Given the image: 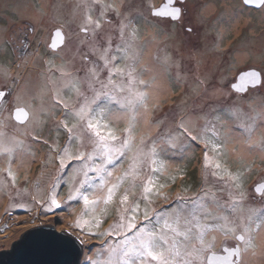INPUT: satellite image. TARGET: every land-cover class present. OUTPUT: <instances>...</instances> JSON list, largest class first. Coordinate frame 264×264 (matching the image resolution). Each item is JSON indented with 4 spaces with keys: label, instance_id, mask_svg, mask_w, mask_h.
<instances>
[{
    "label": "snow or ice",
    "instance_id": "6c2138e0",
    "mask_svg": "<svg viewBox=\"0 0 264 264\" xmlns=\"http://www.w3.org/2000/svg\"><path fill=\"white\" fill-rule=\"evenodd\" d=\"M176 2L179 4L183 0ZM172 3L173 0H168L164 7L153 10L152 16L180 19L182 9ZM244 3L264 5V0H244ZM93 4L99 5L96 18H93V6L85 4L78 33L70 26L65 33L63 24L56 28L49 45L52 51L46 54L45 70L41 72L42 82L35 91L20 90L19 71L12 75L7 67H0V161L7 163L0 172L6 173L15 188L17 176L12 165L17 157L30 155L31 142L40 140L37 134L40 117L46 111L60 110L62 119L56 122L55 128L57 132L63 131L68 139L62 147H57L53 141L45 161V167L49 162L58 163V174L46 199L37 200L35 195L31 198L46 212L60 209L62 201L56 189L60 187L65 170L76 165L64 180L69 191L63 203L83 205L72 227L82 236L111 238L101 242L98 255L106 258L89 257L87 264H245V254L251 251L256 255L255 235L264 231V183L258 184L254 194L249 196L241 174L222 168L217 158L222 145L215 131L219 116L211 120L207 119L208 113L181 117L174 119L171 125L163 121L151 122L144 132L136 134L137 113L146 109L148 90L152 86L140 78L148 70L138 69L139 57L134 48L136 21L125 14L122 0L110 4L93 0ZM113 16L119 20L116 33L119 42L116 44H113V35L103 31V25L112 23ZM163 23L158 21V24ZM35 31L25 25L22 33L12 32L10 39L14 44L18 41L19 47L13 46L8 52L0 53L5 56V63L7 57L16 52L21 61L16 65L19 70L27 65L28 57L37 56V52L29 51L32 45L28 39V34ZM81 33L84 39H74ZM62 47L72 51L70 58L57 51ZM77 59L79 68L75 67ZM239 81L233 85L238 91L249 84L261 83V74L247 71ZM73 95L74 100L71 99ZM114 113L127 115L126 127L113 126L109 117ZM227 115L238 121L231 132L246 138L245 143H251L258 126H264V106L259 110L250 106V112L244 113L241 103L234 102ZM201 119L203 125L199 124ZM74 143L77 144L75 151L72 150ZM193 145L203 148L205 168L212 169L211 176L222 185L228 199L222 200L215 192L201 189L191 197L178 196L167 207H151L155 203L153 195L168 200L155 183L157 174L166 167V160L188 151ZM260 145L264 147V140ZM210 150L217 156L210 158ZM125 161L128 167L117 175ZM126 182L128 187L117 207V221L104 232H93V227L98 229L102 224L97 213L102 215L108 211ZM6 187L0 181V190ZM137 187L142 189L139 196L134 195ZM164 187L159 185L161 189ZM27 191L26 188L17 189L16 194L19 196ZM130 195L133 196L131 202ZM249 200L260 206L246 207ZM19 207L28 210L26 204ZM221 236L222 247L217 250ZM77 239L84 244V239Z\"/></svg>",
    "mask_w": 264,
    "mask_h": 264
},
{
    "label": "rangeland",
    "instance_id": "374dc122",
    "mask_svg": "<svg viewBox=\"0 0 264 264\" xmlns=\"http://www.w3.org/2000/svg\"><path fill=\"white\" fill-rule=\"evenodd\" d=\"M41 2H44L48 7L38 8L34 3H31L28 14L32 20L33 18L35 21L39 20V15L46 13L53 20L50 23L52 26L61 23L67 28V31L70 26L74 33L79 32V26L86 11L85 4L93 6L94 19L99 11V5H94L93 0H41ZM102 2L110 4L114 0H102ZM115 2L120 3L121 0H115ZM122 2L125 14L136 21L137 34L134 48L139 57L138 69L146 68L148 70L140 78L152 85L148 90L149 100L146 109L142 108L137 113L136 134L144 132L147 124L151 122L163 121L171 125L174 119L195 117L203 113H208L207 119L209 120L216 116L221 117L215 129L219 138L218 142L222 145L218 150V162L221 163L222 168L227 167L233 174L239 172L242 176L243 187L247 189L249 196L254 194L255 187L264 183V147L260 145V142L264 140V126H258L254 131L251 143H245L246 138L238 137L231 132L238 121L235 118H230L227 115V110L234 102L241 103L244 113L250 112V106L256 110L264 106V9L256 12L254 16L253 10L245 9L240 3L243 0H186L188 2L185 4L187 11L183 14L182 22L177 30L182 33L181 36H186L187 40L185 45H181L175 39L168 43L172 45L174 51L172 52L177 58L174 64H169V58L166 55L168 52L164 50L160 54L156 51L155 35L151 33L157 32V29L148 23L152 18V9L165 0H122ZM207 5H213L214 11L206 16L203 8ZM43 9L44 11H42ZM239 15L246 16L247 23L253 15L254 21L252 18V23L248 25L252 36H248L250 32L245 28L247 23L238 27V33H244V39L237 41V45H235L232 34L236 31L231 30V25ZM138 20L143 23H138ZM118 24L119 20L113 16L112 23L103 25L104 33L113 35V44L119 42L116 35ZM167 25L163 29L164 33L170 31L169 24ZM187 27H190L192 31H187ZM172 30L175 32L176 28ZM156 35L158 36V34ZM81 36L84 37L81 34L79 39H84ZM160 36L165 35L162 33ZM212 46L215 47L211 48ZM71 47L74 49L75 45L73 44ZM244 50L248 52L246 58L240 56V52H244ZM47 53H49L47 50L42 53V59L39 61L37 56L28 57L30 59L29 69H31L28 70L30 77L25 81H20V90L35 91L40 86L41 72L45 70L44 61L47 59ZM61 53L68 58L73 54L68 47L62 49ZM214 54L217 56L213 57ZM8 57L12 62L11 56ZM166 58L167 62H165ZM39 62H41L40 65ZM56 63L59 64L60 61L57 60ZM26 66L23 67V70ZM120 66L124 67L123 64ZM0 67L4 66L0 65ZM75 67H80L79 59H77ZM242 69H255L260 72L263 78V83L260 86L250 87L249 89L252 90L248 89L249 92L247 91L246 94L236 92L232 88V82L236 81L234 78L236 73ZM16 71L15 67L13 70L9 69L13 75H16ZM71 99L74 100L75 95ZM61 119L60 110L46 111L40 117V123L37 126L40 140L31 142L30 155L22 158L17 157L16 162L12 165L17 176L15 188L12 187L11 180L6 176V173L0 172V181L7 185L6 188L0 190V194L4 195L0 201V256L10 253L14 245L20 242L22 236L30 229L54 227L58 232L66 231L84 239V252L78 264H87L89 257L106 258L98 254L102 240H111V238L82 236L79 230L72 227L83 209L82 203H63L69 191V186L64 183V180L68 179L72 168L76 166L75 164L65 170L60 187L56 189L58 198L62 201L60 209H56L55 212H46L31 198L32 195H35L37 200L46 199L53 180L58 174V163L49 162L45 167V161L49 153V145L53 141L57 147H62L67 142V135L63 131L57 132L55 128L56 122ZM109 120L114 127L122 129L127 126V115L125 114L114 113L109 117ZM199 124L203 125L204 120L201 119ZM155 131L156 129L153 128V134ZM44 141L48 143L46 144ZM76 148L77 144L74 143L72 150L75 151ZM216 156V153L209 151L210 158ZM165 163L166 167L157 174L155 183L157 190L165 193L168 200L157 199L153 195L152 199L155 200V203L151 207H167L178 196L191 197L199 193L201 189L215 192L222 200L228 199L227 192L222 190V185L211 176L212 169L205 168L202 147L193 145L188 151L168 158ZM6 166V161H0V168ZM127 167L128 162L125 161L116 174H121ZM161 184L165 185L162 189L159 188ZM127 187L128 183L126 182L117 193L115 202L108 206L106 213L102 215L97 213L102 224L98 229L93 227V232H104L117 221L119 199ZM25 188L28 190L26 193L22 192L19 196L16 194L17 189ZM141 191L142 189L137 187L134 190V195L139 196ZM132 199L133 196L130 195V202ZM20 204H26L28 210L19 207ZM247 206L259 207L260 205H253L249 200ZM63 215H65L64 218H62ZM257 236L258 233L254 239L256 255H251L255 258L256 263L254 264H264V249H259ZM219 240L216 249L222 247L223 237H219ZM244 261L245 264H252L247 263L246 254Z\"/></svg>",
    "mask_w": 264,
    "mask_h": 264
},
{
    "label": "flooded vegetation",
    "instance_id": "af4514ba",
    "mask_svg": "<svg viewBox=\"0 0 264 264\" xmlns=\"http://www.w3.org/2000/svg\"><path fill=\"white\" fill-rule=\"evenodd\" d=\"M31 3H34L38 8H44V6H46V8L48 7L44 2H41V0H0V53L8 52L9 49L12 48L13 46L19 47L18 41L15 42V44H14L13 40H11L10 37H11V34L14 30L17 32V34L22 33L24 31L25 25H30L31 27H33L36 30L35 32L28 34V39L32 45L29 48V51L37 52L38 61L40 59H42L41 54L44 53L46 50L49 52L52 51L49 48V45L51 44V42L53 40V36H54L56 28L60 27L62 24L60 23L59 25H53L52 26L50 23H51V21L53 22V20L51 18H49L48 14H46V13L40 14L39 15L40 17H38L39 20L35 21L34 18L32 20L31 19L32 17H30V15L28 14V12L30 10V5H32ZM186 3H188V2H186V0L183 1L182 3H179V4H177L176 0H174V2L172 3V6H179L182 9L181 18L178 20H171L170 17H154V16H152L151 20L148 21V23H150L151 26H153L157 29V32L151 33V34L155 35V38H154L155 45L154 46H156V51H158L159 53L163 52L164 50L167 51L168 53H166V55H168L169 64L170 63L174 64L175 59H177V58L175 56V53H173L174 51H173L172 45L168 44V43L172 42L175 39V40L179 41L181 45H185L186 40H187V37L181 36L182 33L178 32V30H177L179 27V24H181V22H182L181 19L183 17V14L187 11V9L185 8ZM240 3L243 5V7L245 9L247 8L248 10H253L254 16H255L256 12H259V11L264 9V5L261 8H255V7H251V6L246 5L244 2H240ZM166 4H168V3H166V0H165V2H160V4L155 6L152 9V11L156 10V9H160L163 6H165ZM42 11H44V9ZM252 18H253V15L249 19L247 26L245 27L247 29V31H249V32H250V29L248 28V25L250 23H252L251 22ZM161 20L164 21V23L158 24V21H161ZM253 21H254V18H253ZM138 23L142 24L143 22L138 20ZM166 23L169 24L170 31L167 33H164L163 29H165L166 26H168ZM252 26H254V25H252ZM174 28H176L175 32L172 30ZM187 28H190V27H187ZM62 31H64L65 33L68 32L67 28L65 26L62 28ZM76 33H78V31ZM162 33L166 37L160 36V34H162ZM81 34H79V36ZM156 34H158V36ZM232 35H233L232 40H233V43L235 45H237V43H236L237 41L239 42L240 40L244 39V33L239 34L238 31H236ZM250 35H251V32L248 34V36H250ZM79 36L74 37V38L79 39L80 38ZM81 38H84V37L81 36ZM6 43H7L8 47H5ZM166 43H167V46H165ZM200 43H202V42L200 41ZM160 45H163V46H160ZM215 46H212L211 48H213ZM64 48L65 47H62L61 49H57V51L61 52V50ZM215 55L217 56V54H214L213 57H215ZM10 56L13 59V61L11 62L10 58L7 57V62L5 63V59H6L5 56L0 55V65H3L4 67H7L8 69H12V70H13V67H15V69H17L16 65L21 63V61L18 59V53L12 52V54ZM203 58H206V57L203 56ZM27 60H28V63H27V66L25 67V70H23L24 66H22L19 70L17 69V71H19V73H20V81L21 80L25 81L26 79H28V77H30V74L28 71V70H31V69H29L30 59L27 58ZM40 64H41V62H39V65ZM197 64H198V62H197ZM32 65L34 66V64H32ZM34 67H32V68H34ZM250 70H255V69H248V70L242 69L239 72H237L236 77H234L236 81L232 82V85L237 83L238 77L242 73H244L246 71H250ZM11 74L13 75L12 72H11ZM262 83H263V78H262ZM250 90H252V89H249V91ZM219 249H217V250H219Z\"/></svg>",
    "mask_w": 264,
    "mask_h": 264
},
{
    "label": "water",
    "instance_id": "95a60500",
    "mask_svg": "<svg viewBox=\"0 0 264 264\" xmlns=\"http://www.w3.org/2000/svg\"><path fill=\"white\" fill-rule=\"evenodd\" d=\"M166 3H168V0H166ZM246 5L255 8L263 6L257 3ZM239 77L235 84L240 83ZM261 83L257 85L249 84L240 91L233 88L235 84L232 85V88L236 92L246 93L250 87L256 88ZM83 252L84 244H81L79 239L71 233L58 232L54 227H36L27 231L22 236L21 241L14 245L10 253L0 256V264H78Z\"/></svg>",
    "mask_w": 264,
    "mask_h": 264
},
{
    "label": "bare ground",
    "instance_id": "6f19581e",
    "mask_svg": "<svg viewBox=\"0 0 264 264\" xmlns=\"http://www.w3.org/2000/svg\"><path fill=\"white\" fill-rule=\"evenodd\" d=\"M203 11H204V13H205V15L207 16L210 12H213L214 10H213V5H207L206 7L204 6V8H203ZM245 23H247V19H246V16H244V15H239L238 17H236L235 18V21L233 22V24L231 25L232 26V29L231 30H235V31H238L237 29H238V27L239 26H241V25H243V24H245ZM230 26V27H231ZM241 53V55L240 56H242L243 58H246L247 57V55H248V52H246L245 50H244V52H240ZM239 57V56H238ZM239 60H240V57H239ZM244 60V59H243ZM241 139V138H240ZM261 148V147H260ZM245 151H247L246 150V148H245ZM20 158H22V157H20ZM2 198H4V195H2V194H0V201L2 200ZM65 217V215H63L62 216V218H64ZM65 221H67V220H65ZM257 240H258V244H259V246H260V250H262V249H264V231H259L258 232V236H257ZM260 250H259V252H260ZM248 254V253H247ZM246 254V261H247V263L249 262V263H252V264H254V263H256V261H255V258L254 257H252V255H251V253H249L248 255ZM258 258L260 259V257H259V255H258ZM254 260V261H253Z\"/></svg>",
    "mask_w": 264,
    "mask_h": 264
}]
</instances>
